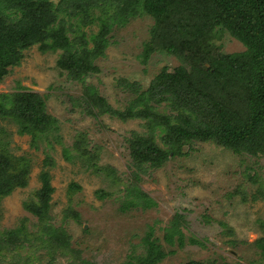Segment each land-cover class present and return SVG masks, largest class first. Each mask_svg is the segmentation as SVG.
I'll return each instance as SVG.
<instances>
[{
	"label": "rangeland",
	"instance_id": "1",
	"mask_svg": "<svg viewBox=\"0 0 264 264\" xmlns=\"http://www.w3.org/2000/svg\"><path fill=\"white\" fill-rule=\"evenodd\" d=\"M58 1L49 0L62 10L55 13L53 26L67 30L69 41L76 44L72 52L78 55L82 53L79 32L84 34L87 49L99 48V55L92 57L97 71L73 78L59 65L62 49L41 52L35 44L23 50L20 64L1 79L0 94L29 91L43 96L46 112L57 121V130L55 136L33 141L28 134L20 135L12 120L0 118L4 131L0 146L15 157L28 158L30 164L26 186L16 187L0 200V234L19 230L13 243L24 237L21 234L26 236L19 252L28 264H122L130 256L144 254L142 240L151 229L165 255L157 264L221 257L227 262L264 264L254 245L263 236L264 202L248 199L259 185L248 175H257L264 186V156L236 154L211 141L193 140L184 144L179 154L169 153L160 167L137 165L128 140L149 135L145 122L99 114L94 107L88 112L83 106L84 88L91 86L113 110H124L136 97L132 88L144 91L163 71L173 73L179 66L189 69L188 46L181 54L159 49L158 40L151 35L156 22L147 13L123 24H115L110 16L113 22L108 21L111 27L102 43L94 37L102 25L96 0H85L83 5L70 0L66 13ZM81 7H89L92 13L88 16ZM218 31L214 42L221 57L245 50L228 32ZM149 48L154 50L146 54ZM162 110L170 113L163 103L157 107V111ZM152 135L157 146L168 149L160 139L163 132L153 128ZM64 149L71 161L65 159ZM44 171L53 188L48 194L46 223L66 234L67 244L61 248L37 238L39 216L25 208L40 205V175ZM132 186L146 193L154 205L124 209L131 198L126 197L127 189ZM244 193L246 202L242 200ZM175 215L183 218L182 248L177 237L174 245L164 237L165 227ZM190 236L205 240V247L190 245ZM9 260L7 255L1 264Z\"/></svg>",
	"mask_w": 264,
	"mask_h": 264
},
{
	"label": "trees",
	"instance_id": "2",
	"mask_svg": "<svg viewBox=\"0 0 264 264\" xmlns=\"http://www.w3.org/2000/svg\"><path fill=\"white\" fill-rule=\"evenodd\" d=\"M79 1L83 5L85 0ZM69 3L70 0L58 1L65 13ZM94 5L101 11L102 22L94 37L102 43L111 27L108 21L123 24L129 18L147 13L156 22L151 35L158 40L159 49L181 54V49L188 46L186 61L192 66L189 69L179 66L173 73L163 71L144 91L132 88L136 97L124 110H113L91 86L84 88L86 111L94 107L99 114L145 122L149 135L128 140L135 164L160 167L169 153L179 154L181 147L193 140L211 141L236 154L264 156V0H96ZM81 9L87 15L92 13L89 7ZM60 11L49 0H0V81L11 67L20 64L23 50L35 44L40 45L41 52L62 49L64 56L59 65L73 78L97 71L92 57L99 55V48L87 49L84 34L79 32L81 37L77 42L82 53L78 55L72 52L76 44L69 41L67 30L60 25L53 26L55 13ZM217 31L228 32L245 46V50L221 57L214 42ZM153 50L149 48L146 54ZM162 103L170 110L169 114L157 111ZM0 118L12 120L18 126V133L30 135L33 141L55 136L57 130L56 119L46 112L45 98L36 92L0 94ZM153 128L163 132L160 139L168 146L167 150L155 144ZM3 133L0 127V136ZM63 154L66 160H72L67 149ZM29 171L28 158L15 157L0 146V200L16 187H25ZM249 178L259 185L248 199L264 202V186L259 177L248 175ZM40 179L43 198L40 205H26L25 208L39 216L41 226L36 235L40 241L57 248L65 247L64 231L46 223L48 194L53 191L47 172H41ZM128 196L131 198L124 209L138 205L146 209L154 205L153 200L136 186L127 189ZM242 200L247 201V194L244 193ZM181 224L182 216H173L164 234L170 245H174L177 237L180 248L185 246ZM220 225L225 226L222 222ZM17 233L20 231L0 234V264L7 255L10 258L7 264H28L19 252L26 236L21 234L24 237L19 236L18 241L11 242ZM204 242L193 236L188 238L190 245L203 248ZM142 243L144 254L130 256L122 264H157L164 258L160 245L152 238V229ZM254 245L264 258V231ZM186 264L242 263L227 262L221 257L220 260H191Z\"/></svg>",
	"mask_w": 264,
	"mask_h": 264
}]
</instances>
